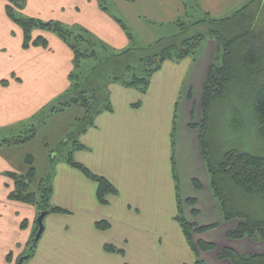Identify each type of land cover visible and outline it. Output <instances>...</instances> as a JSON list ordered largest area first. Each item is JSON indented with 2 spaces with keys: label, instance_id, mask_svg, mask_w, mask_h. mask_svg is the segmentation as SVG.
Masks as SVG:
<instances>
[{
  "label": "crops",
  "instance_id": "obj_1",
  "mask_svg": "<svg viewBox=\"0 0 264 264\" xmlns=\"http://www.w3.org/2000/svg\"><path fill=\"white\" fill-rule=\"evenodd\" d=\"M195 1L211 13L229 7L232 0ZM115 3L136 27L143 26L140 14L151 15L159 23L188 15L187 0ZM3 4L0 132L6 133L24 128L69 93L74 63L70 46L53 31L38 35L46 40L45 45L30 42L24 47L23 32L6 15L5 0ZM102 4L106 10L99 0H69L67 4L62 0L26 1V6L41 12L43 18L54 15L62 24H77L109 52L121 51L126 48L128 32ZM215 52L216 43L207 39L194 57L164 60L144 92L110 82L111 110L97 114L93 124L77 137L82 148L72 149L71 142H66L54 163L50 161L54 146L64 141L84 116L79 105L52 113L32 140L0 146V264H16L27 253L40 214L35 206L8 198L14 182L7 173H27L28 155L33 158L36 173L30 191H35L40 180L51 173L49 204L65 212L44 216L40 238L22 264H194L196 253L175 219L178 207L190 223L206 225L201 223L209 221L220 225L207 233L193 232L194 240L211 241L216 250L226 245L223 237L240 221H222L214 209L199 129L190 127L198 123L202 90ZM175 121L179 123L177 128ZM38 135L41 142L36 145ZM30 146L42 150L39 168ZM69 150L75 162L104 177L115 188L114 193L106 194L105 202L98 200L97 182L64 159ZM193 179H202L200 188L193 186ZM188 198H194L195 204H187ZM198 204L204 222L195 218L201 212L193 216L189 213L192 207L200 210ZM100 222L108 226L101 228ZM240 240L229 245L241 254L264 253L263 242L247 237ZM108 246L113 250L106 249ZM216 250L199 252V256L206 264H229L216 258Z\"/></svg>",
  "mask_w": 264,
  "mask_h": 264
},
{
  "label": "trees",
  "instance_id": "obj_2",
  "mask_svg": "<svg viewBox=\"0 0 264 264\" xmlns=\"http://www.w3.org/2000/svg\"><path fill=\"white\" fill-rule=\"evenodd\" d=\"M6 15L23 30V46L32 44H46L41 36L32 39L30 32L36 26H45L56 32L71 48L73 52L74 75L71 74V85L69 93L61 97L50 109L41 112L37 123L30 125L24 134L0 138V146L24 144L34 138L40 126L54 112L61 111L71 105H79L84 108V116L75 124L73 131L68 133L64 141L60 142L55 151L50 155L51 163L59 159L58 154L62 153L61 147L66 142H71L72 149H79L83 146L78 142L77 137L93 124L97 114L104 110H111L109 100L108 84L118 82L124 86L136 87L144 92L152 74L157 71L162 62L166 59L180 60L187 56H196L202 41L211 38L216 42V52L208 67L206 74L201 102L200 122L190 124V127L199 128V142L201 153L209 174V185L212 197L220 210V219L229 221L238 219L237 227L226 233L228 238L242 239L249 238L255 242L264 243V219H258L248 209L258 204L264 211V155L250 152L228 149L218 158H210L211 142L208 133L211 126V115L214 105L224 99L234 80H244V77L259 73L255 67L261 59L260 46L253 39L255 29V17L248 13L249 2L236 10L232 15L210 18L205 16L201 19L190 22L186 25L180 22L181 31L189 27L206 25L205 32H199L181 40L177 37L158 39L144 47H127L118 52H109L105 46L94 41L86 31L73 34L66 27L58 22H42L34 18L17 17L16 8H22L24 0H5ZM100 6L103 7L102 0ZM256 1V0H252ZM128 31L126 25L114 17ZM128 37L132 35L128 32ZM163 45V47L161 46ZM93 60L92 66L81 71L83 61ZM220 60L221 64H217ZM231 87V89H230ZM252 110L257 122V133L264 137V82L257 85L253 91ZM175 128V127H174ZM71 151H67L64 159L75 168L80 169L86 176L95 180L98 184L97 197L100 202H105V196L114 193L115 188L102 176L92 174L82 164L75 162L71 157ZM29 166L27 173L17 174L8 172V176L14 182V188L8 198L31 204L41 212H65L64 209L50 206L49 198L51 193V173L42 178L35 191H29V186L34 180L36 173L33 167V158L28 155L25 158ZM195 188H200L196 181H193ZM237 192L240 195H236ZM178 204L181 203L177 195ZM185 202L189 205L195 204L194 198H188ZM254 210V209H253ZM255 211V210H254ZM196 213V209H192ZM175 219L180 224L186 241L196 253L194 264H206L199 256V252H207L216 248L212 242L201 239L193 240V232H204L216 227L219 223L198 225L190 223L180 207ZM101 228L108 226L106 222H100ZM37 231V222L34 234L28 244V249L35 244L33 238ZM106 249L113 250L112 247ZM220 259H227L231 264H264V253L241 254L229 247H222L217 253ZM9 258V257H8Z\"/></svg>",
  "mask_w": 264,
  "mask_h": 264
},
{
  "label": "rangeland",
  "instance_id": "obj_3",
  "mask_svg": "<svg viewBox=\"0 0 264 264\" xmlns=\"http://www.w3.org/2000/svg\"><path fill=\"white\" fill-rule=\"evenodd\" d=\"M26 1L27 0L23 1L22 8H16L15 14L17 17L34 18L42 22L60 23V21L54 15H52V17L43 18L44 16L40 15L41 12L35 11L29 6L27 7ZM62 1L64 4H67L69 2V0H62ZM102 2L105 4V6L108 7L109 11L112 14H114L115 16H117L118 19L124 22V24L128 28L127 32H129L132 35V38L130 39L128 37V41L126 45H124L126 48L132 47V46L144 47L148 44L149 40L156 41L158 39L170 38L173 36L177 37L175 40H181L193 34H196L199 32H205V30H207L206 25L193 26V27H189L185 31H181L179 23L184 22L186 25H188L190 22L195 21L197 19H201L205 16H209L210 18L230 16L236 10H238L245 4L249 2H253V4L249 6L248 13L250 15H254L255 17L256 25H255V29H254V33L252 37L257 43V45L260 46V50H261L260 62L255 67V70H257L259 73L257 74L254 73L250 76H246L244 77L243 81L238 80L236 78L233 84L231 85L233 86V89L227 92L224 99L220 100V102L218 101L214 105L213 110H212V115H211V126H210V130L208 133L209 141L211 142L209 156L211 159L212 158L216 159L218 158V156H221L222 153H224L228 149H235V150L250 152V153H254L258 155H264V137H261L257 133V122L255 121V116H254V113L252 110V104H251L253 100L254 89L256 88L257 85L264 82V0H256V1L232 0L229 7L225 6L224 8L220 9V11H213L211 13L207 9L203 8L200 3L198 4L197 3L198 1L196 2L195 0H187V3H186L187 13L186 14L188 15L186 16L181 15V17L179 15L178 17H175L174 19L172 18L164 19L161 21V23H159V21L155 17L152 18L151 15L147 16L146 14H140L139 16H140L141 22L143 23V26H140V27H136V24H133L131 22V20L121 11L120 7L116 5L115 0H102ZM3 5H4L3 0H0V10L2 9L4 10ZM147 14H150V13H147ZM16 25L22 30V28L18 24ZM60 25L71 30L74 35H76V33L81 32V30L78 29L79 27L77 26V24L76 25L75 24L65 25V24L60 23ZM43 31L45 32V31H52V30L48 29V27H45V26L43 27L36 26L32 28L30 32V36L33 39L36 36L41 35ZM207 39L209 40L211 38H206V40ZM206 40L204 39L202 41L199 53L203 49L206 43ZM211 40L215 42V40L213 39ZM161 46L163 47V45ZM92 64H93V60L91 61L85 60L82 62L80 70L86 72V70H88L92 66ZM217 64L218 65L221 64L220 60L217 62ZM81 109L84 114L85 113L84 108L82 107ZM198 114H199V119H198V123L196 124V126L200 122V103H199ZM40 117L41 115L38 114V116H36V118L32 122H30L24 128L18 130L19 133H17L18 131L16 130L7 131L6 133L5 131H1L0 138L18 136V135L24 134L25 131L30 128V125L37 123ZM176 119H178V117ZM176 121H175V128H177L179 124V123H176ZM40 142H41V138L38 135L36 145H38ZM54 148L56 149V145L54 146ZM37 149H39L37 146L36 147L30 146L29 150L33 154V156L36 158V165L39 168L40 166L39 158L42 157V150L37 151ZM55 153H58V151H55ZM206 173H207L208 180H209V174L207 171ZM194 180L195 179L192 180V184L194 183L193 182ZM202 182H203L202 179H200L199 182L196 181L195 183L201 184ZM200 184H199V187H200ZM33 187H35V183L33 184ZM31 189H32V186L30 184L28 190L30 191ZM236 193H237L236 195H240L239 192L236 191ZM211 195H212V192H211ZM214 206H215L214 209L217 211L218 215L220 216V210L215 201H214ZM194 208L197 211L198 208L197 207H194ZM192 209L190 208V211H189L190 215L193 216V215H196L197 212H201L200 214L198 213L199 215L195 216V218L199 222H204L202 208L199 206L200 210H198L196 213H193ZM248 210L252 212L251 214L254 213L253 215L257 217L258 219L259 218L264 219V211L260 208L258 204H255L253 208L251 207ZM208 223L211 224L209 221L205 223H201V224H208ZM218 227H220V225L210 228L204 232H197V233H207L211 230L217 229ZM223 238H225L224 240H227V244H226L227 246L223 245L222 247H229V248L232 247V249H233V246L229 245V242L240 240V239L228 238L226 234H225V237ZM204 241L211 242L208 240H204ZM222 247L218 248V250H216V248L214 249L216 250V258L218 260H226L229 264H231L227 259H220L217 257V253L219 249H221Z\"/></svg>",
  "mask_w": 264,
  "mask_h": 264
},
{
  "label": "water",
  "instance_id": "obj_4",
  "mask_svg": "<svg viewBox=\"0 0 264 264\" xmlns=\"http://www.w3.org/2000/svg\"><path fill=\"white\" fill-rule=\"evenodd\" d=\"M46 215V212H41L37 219H36V222H37V231L34 235V238H33V244H36V242L38 241V239L40 238V235L43 231V218L44 216ZM32 247H30L27 251V253L21 257L18 258L16 264H22L23 261L25 259H27L29 256H30V251H31Z\"/></svg>",
  "mask_w": 264,
  "mask_h": 264
}]
</instances>
